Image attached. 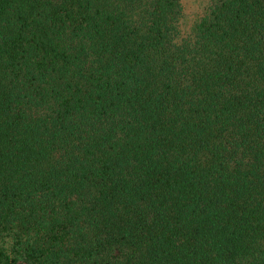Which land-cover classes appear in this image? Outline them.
Returning <instances> with one entry per match:
<instances>
[{
	"label": "trees",
	"instance_id": "1",
	"mask_svg": "<svg viewBox=\"0 0 264 264\" xmlns=\"http://www.w3.org/2000/svg\"><path fill=\"white\" fill-rule=\"evenodd\" d=\"M0 0V264H264V0Z\"/></svg>",
	"mask_w": 264,
	"mask_h": 264
},
{
	"label": "rangeland",
	"instance_id": "2",
	"mask_svg": "<svg viewBox=\"0 0 264 264\" xmlns=\"http://www.w3.org/2000/svg\"><path fill=\"white\" fill-rule=\"evenodd\" d=\"M207 0H181L183 17L181 23L183 22V31L187 30L192 23V20L197 17L198 14L202 12L204 5Z\"/></svg>",
	"mask_w": 264,
	"mask_h": 264
}]
</instances>
